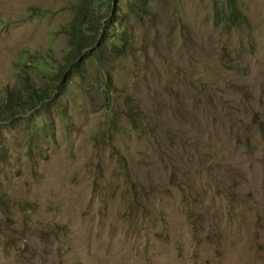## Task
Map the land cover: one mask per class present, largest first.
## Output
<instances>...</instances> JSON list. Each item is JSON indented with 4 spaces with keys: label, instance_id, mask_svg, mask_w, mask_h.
Returning a JSON list of instances; mask_svg holds the SVG:
<instances>
[{
    "label": "rangeland",
    "instance_id": "obj_1",
    "mask_svg": "<svg viewBox=\"0 0 264 264\" xmlns=\"http://www.w3.org/2000/svg\"><path fill=\"white\" fill-rule=\"evenodd\" d=\"M76 2L0 0V92L23 50L69 48ZM238 2L228 28L210 0H152L106 61L116 93L73 81L52 125L0 121V264H264V0Z\"/></svg>",
    "mask_w": 264,
    "mask_h": 264
},
{
    "label": "trees",
    "instance_id": "obj_2",
    "mask_svg": "<svg viewBox=\"0 0 264 264\" xmlns=\"http://www.w3.org/2000/svg\"><path fill=\"white\" fill-rule=\"evenodd\" d=\"M151 1L132 0L130 11L127 8L122 11L111 3L112 0H77L62 26L68 49L63 47L57 54L50 46L45 55H39L38 50L25 49L17 57L18 87L0 92V121H9L7 125H10L17 120H11L13 117L25 114L28 122L23 125L32 133L42 130L45 124L52 125L50 117L43 119L37 113L45 114L73 81L84 82L83 90L90 88L97 93H115L113 80L106 71V61L109 55H120L132 49L134 34L127 33L128 24L124 21L136 14L137 22L145 25L147 18H154L153 11L149 10ZM210 2L217 26L225 24L231 28L244 24L246 17L238 0ZM48 12L43 11L44 14ZM43 13H36V17Z\"/></svg>",
    "mask_w": 264,
    "mask_h": 264
},
{
    "label": "clouds",
    "instance_id": "obj_3",
    "mask_svg": "<svg viewBox=\"0 0 264 264\" xmlns=\"http://www.w3.org/2000/svg\"><path fill=\"white\" fill-rule=\"evenodd\" d=\"M243 11V10H242ZM245 15V14H244ZM245 17H246V15H245ZM245 21H246V19L244 20V23H245ZM227 26V25H226ZM242 26V25H241ZM233 27H235V26H233ZM236 27H240V26H236ZM232 28V27H231ZM93 77L95 76V73L92 75ZM92 82L93 81H91V84H92ZM113 84H114V82H113ZM91 87V86H90ZM114 87H115V90L117 91V87L114 85ZM84 91V92H83ZM81 93H97L96 92V90L95 89H87V90H81ZM116 93V92H115ZM109 94V93H108ZM57 100H58V98H57ZM55 102V101H54ZM53 105H54V103H53ZM53 105L50 107V109L48 110L49 112H51V109H52V107H53ZM135 108L136 107H129V110L130 109H134L135 110ZM109 112H110V107H108V106H105V109H104V112H103V115L105 114V113H108L109 114ZM22 117H26L27 115H25V114H22L21 115ZM141 257L145 260V261H148V263L150 264V263H152L154 260L147 254V253H145V254H142L141 255Z\"/></svg>",
    "mask_w": 264,
    "mask_h": 264
}]
</instances>
